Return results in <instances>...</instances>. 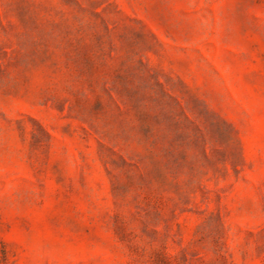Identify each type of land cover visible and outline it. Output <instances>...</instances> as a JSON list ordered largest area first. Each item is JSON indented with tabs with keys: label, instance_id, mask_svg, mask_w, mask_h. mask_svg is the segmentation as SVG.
I'll use <instances>...</instances> for the list:
<instances>
[{
	"label": "rangeland",
	"instance_id": "obj_1",
	"mask_svg": "<svg viewBox=\"0 0 264 264\" xmlns=\"http://www.w3.org/2000/svg\"><path fill=\"white\" fill-rule=\"evenodd\" d=\"M0 264H264V0H0Z\"/></svg>",
	"mask_w": 264,
	"mask_h": 264
}]
</instances>
